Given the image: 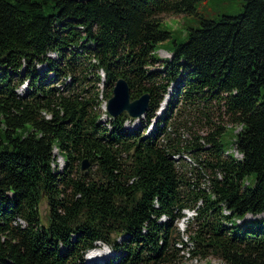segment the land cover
<instances>
[{"label": "trees", "instance_id": "trees-1", "mask_svg": "<svg viewBox=\"0 0 264 264\" xmlns=\"http://www.w3.org/2000/svg\"><path fill=\"white\" fill-rule=\"evenodd\" d=\"M199 1L0 0V264H86L97 242L120 253L114 264H182L187 254L264 264V218L235 225L264 214V0L170 39L159 15ZM121 77L133 99L150 93L149 109L132 128L126 112L108 128L102 103ZM210 97L241 125L242 158L225 155L220 125L199 137L209 145L202 186L179 170L173 156L189 147L168 127L177 100ZM192 145L199 160L204 147ZM84 159L95 169L82 171ZM184 209L196 211L186 235Z\"/></svg>", "mask_w": 264, "mask_h": 264}, {"label": "rangeland", "instance_id": "rangeland-1", "mask_svg": "<svg viewBox=\"0 0 264 264\" xmlns=\"http://www.w3.org/2000/svg\"><path fill=\"white\" fill-rule=\"evenodd\" d=\"M244 9V0H200L197 2L195 11L192 13H181V14H173V13H162L159 15L161 18V26L163 29L170 31L172 36L170 39L183 42L186 41V34L192 27H197L200 24V19L202 17H206L208 19H219L222 15H238ZM172 41V40H170ZM164 48L157 50V54L161 56V58H168L171 57L172 54L165 49V47L173 48V44L171 42H164ZM161 61L160 63H162ZM159 65V64H157ZM102 76V75H101ZM90 78H92L93 83L97 81L94 76V70L90 69ZM180 79H178L179 81ZM27 82V81H26ZM26 82L24 84H26ZM99 82V85L103 87L104 76ZM25 85L19 89V92L22 91ZM172 88V89H171ZM177 85H171L168 93V98L163 106L162 103L160 105L159 110L156 112L155 117L153 118V122L158 118L162 117L168 108L169 101L171 100L173 94L175 93ZM26 89H23V93ZM171 95V96H170ZM163 100V102H164ZM174 113H172V117L169 119V127L168 131L172 137H176V141L178 143H182L183 146L189 147L187 151H184L181 154L176 155L177 165L179 166L180 171L187 172V177H189L190 181L198 182L200 185L204 186L206 184V180L208 179V175L210 174L204 168V160L208 157V148L209 145L206 144L202 137L210 133L214 130L218 125L224 127L225 131L222 136V142L225 148V155L226 154H233L236 158L241 159L242 154L238 151L237 146L235 144V139L237 133L241 130V125L233 124L228 115L225 113V108L221 103L218 102L217 99H213L210 97L209 99H202L198 100L195 104L182 101H176ZM174 107V106H173ZM105 110V109H104ZM146 118L141 117V122ZM137 119H129L126 121L127 125L130 126L128 128H132L131 124L136 122ZM102 121H107V116L104 115L102 117ZM133 123V124H134ZM137 124L138 121L136 122ZM132 124V125H133ZM200 141L202 143V147H204L203 152H200L199 160L195 158L197 154L192 151L191 147L194 142ZM206 149V150H205ZM55 154L58 158L59 168L64 167L65 162L63 157L61 156L60 152L55 149ZM182 156V157H181ZM181 157V158H180ZM184 158V159H183ZM187 164V166H185ZM203 166V168H202ZM95 169V166L90 164L89 170ZM41 210V217L42 222L47 223L48 219V204L46 200H43L40 205ZM185 214L189 213L186 217L178 220V227L185 234V229L188 224V218L193 215L192 210L185 209ZM225 214H227L224 211ZM264 218V214L253 216L252 214H247L244 218L240 219L237 218L235 221V225L239 226L244 224H259L260 221ZM166 217H162L161 220H165ZM238 220L242 222L241 224L238 223ZM24 225L26 224L24 221H21ZM106 245V244H105ZM99 246V245H98ZM102 246V245H101ZM108 248V249H106ZM100 256L101 258L96 263L90 262L85 257L86 264H114L117 262L120 253L114 251L113 248L109 245L103 247ZM222 260L210 256L208 258L197 257L192 258L187 254V257L184 259L182 264H222Z\"/></svg>", "mask_w": 264, "mask_h": 264}, {"label": "water", "instance_id": "water-1", "mask_svg": "<svg viewBox=\"0 0 264 264\" xmlns=\"http://www.w3.org/2000/svg\"><path fill=\"white\" fill-rule=\"evenodd\" d=\"M75 2L85 3L92 0H71ZM150 104V93L146 92L138 98L133 99L131 88L128 81L121 77L115 84L113 95L108 100V111L114 117L126 112L132 118H140L146 114ZM90 161L84 159L81 169L86 173L89 172Z\"/></svg>", "mask_w": 264, "mask_h": 264}, {"label": "bare ground", "instance_id": "bare-ground-1", "mask_svg": "<svg viewBox=\"0 0 264 264\" xmlns=\"http://www.w3.org/2000/svg\"><path fill=\"white\" fill-rule=\"evenodd\" d=\"M102 74H103V71H102ZM170 96H171V95H170ZM166 97L168 98V95H166ZM165 100L167 101L166 98H165ZM165 100H164V102H162V105H161V106H163V105L165 104V102H166ZM104 109H105V110H104ZM103 110L107 112V109H106L105 103L103 104ZM104 115L107 116V120H110V119H111V115H110L108 112H107V114L105 113ZM104 115H103V116H104ZM103 116H102V117H103ZM101 252H104V251H102V250H97V249L94 250V251H92V252H91V255L89 256V260H90L92 263H94V262H96V261L98 262L99 259L101 258V256H100V255H101V254H100ZM97 262H96V263H97Z\"/></svg>", "mask_w": 264, "mask_h": 264}]
</instances>
